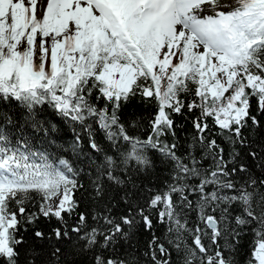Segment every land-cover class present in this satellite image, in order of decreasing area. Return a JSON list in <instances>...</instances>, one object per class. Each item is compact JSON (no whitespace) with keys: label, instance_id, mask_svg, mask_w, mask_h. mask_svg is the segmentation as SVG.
I'll return each instance as SVG.
<instances>
[{"label":"snow or ice","instance_id":"1","mask_svg":"<svg viewBox=\"0 0 264 264\" xmlns=\"http://www.w3.org/2000/svg\"><path fill=\"white\" fill-rule=\"evenodd\" d=\"M248 233L264 264V0H0V264H238Z\"/></svg>","mask_w":264,"mask_h":264},{"label":"trees","instance_id":"2","mask_svg":"<svg viewBox=\"0 0 264 264\" xmlns=\"http://www.w3.org/2000/svg\"><path fill=\"white\" fill-rule=\"evenodd\" d=\"M8 110V109H5ZM12 112H15L16 109H11ZM153 111L152 108H150L148 105L141 104L138 100L133 101L131 104L126 106L124 110V117L125 119H128L129 121H139L138 129L136 130L137 135H143V133L146 131V124L149 119L150 113ZM178 122L180 118H177ZM70 125L64 124L63 125V131H61L60 136L62 137L57 141L59 144H64L65 147H67V144L71 142L72 133L70 131ZM182 139H181V146L178 148V152L183 153L186 145L183 142V137L185 136V133H180ZM68 156H71V153H68L64 158H68ZM75 159V157H72ZM169 173L165 167V165L160 164L158 161L155 165V168L151 174L150 180H145L144 183L148 187H151L154 191L158 188H160L168 179ZM80 180L85 185L88 184L89 178L86 175H81ZM150 195V193H144V197L147 198V196ZM38 199V198H37ZM33 203H36L34 200ZM34 210V209H33ZM87 210L91 211V206H87ZM69 223H72V220H69ZM55 225V221H53V225ZM156 234L161 237V239H164V231L163 226L157 225L156 228ZM149 239V234L147 233H139L136 237V240L138 241L137 247L143 252V250L146 247V243ZM252 234L248 233L246 237L243 239L242 246L239 250V254L236 256V259L238 261V264H245L249 251L252 244ZM125 252V249H120V253L123 254ZM33 255L32 253H28L27 255L22 253L21 256V264H24L25 260L27 259V256ZM146 259V257H145ZM82 264H91L92 256L91 253L85 254L83 257H81Z\"/></svg>","mask_w":264,"mask_h":264}]
</instances>
